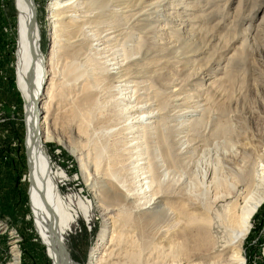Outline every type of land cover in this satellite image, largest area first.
<instances>
[{
    "label": "bare ground",
    "instance_id": "1",
    "mask_svg": "<svg viewBox=\"0 0 264 264\" xmlns=\"http://www.w3.org/2000/svg\"><path fill=\"white\" fill-rule=\"evenodd\" d=\"M12 1L20 13L5 41L23 96L29 244L39 240L54 264H78L68 233L96 213L86 264H251L244 247L264 211V134L238 132L246 137L227 154L223 129H199L208 111L203 90L221 98L228 77L226 66L216 68L204 89L209 66L194 68L205 46L195 1L45 0L47 55L36 0ZM262 33L256 59L264 67ZM132 90L154 95L145 102ZM50 144L77 162V195L62 193L58 183L69 175L54 166ZM8 230L0 221V234ZM10 233L9 264H24L22 234Z\"/></svg>",
    "mask_w": 264,
    "mask_h": 264
},
{
    "label": "rangeland",
    "instance_id": "2",
    "mask_svg": "<svg viewBox=\"0 0 264 264\" xmlns=\"http://www.w3.org/2000/svg\"><path fill=\"white\" fill-rule=\"evenodd\" d=\"M194 1L197 5H195L194 16L200 18L197 20L198 25L200 24L198 27L199 36L205 44L196 56L199 61L194 64V68L209 66V71H203L205 72L204 89L208 88V78L214 69L226 66L227 74L224 77H228L226 78L228 90L224 92L221 98L212 100V92L209 94L203 90L204 97L202 95V99L204 98V102H207L208 111L200 117L203 120H200L199 129L203 128L204 130L206 126L203 127V125L205 124L212 127L209 128L210 130L223 129L225 142L221 144L222 147L220 148L226 149L225 152L227 151L226 153L229 154L230 146L242 143L243 137H246L244 133H242V137L238 136V132L244 131L249 135L252 133L264 134V99L260 96V87H258L262 85L261 88L264 91V82H262L264 67L256 59L257 52L263 48L261 47L263 35L260 33H264V0ZM13 2L9 0L4 4L0 0V221H5L9 225V233L11 231H15L17 234L19 231L21 232L20 247L24 264H54L49 258L47 247L43 246L39 240L37 242L38 247H33L29 244L31 238H28L29 230L27 227L30 223V216L27 213V206L29 208L30 204L27 202L26 191L24 190L26 186H22L25 169L23 128H21L23 96L16 89L15 61L10 58L11 45L5 41H8L9 24L11 19L15 17L13 15L18 5ZM46 7L45 0L35 1V9L40 21L38 22L41 29L47 27L46 36L48 35L50 40ZM17 9V12H20L19 5ZM45 40L42 41L43 52L44 55H47L48 48L46 49ZM249 41L251 42L249 43ZM215 59L220 64L219 66L213 63ZM199 70L202 72L203 69ZM198 72L197 70L191 71L192 78L197 79ZM221 75L219 74V77ZM45 87L44 84V89L42 88L44 92ZM133 92L138 97H142L145 102H149L154 95V92L146 94L144 90ZM157 93L160 95L159 91ZM99 97L101 100H109V94H100ZM41 104L42 98L37 99L35 107L37 108ZM249 112L254 113V116L259 113L262 117L254 118L252 123L249 121ZM78 147L83 152H90L91 150V145L83 140L78 143ZM209 147L207 146V148ZM56 149V144H50L49 151L52 153L54 166L62 167L69 175L65 182L60 180L58 183L62 187V193L64 195H77L80 187V180L76 176L78 164L70 159L66 152L63 151L58 154ZM219 155L218 158L220 159L221 156L219 157ZM216 157L215 155L212 156L211 160ZM262 208L264 210V206ZM91 214L89 221L79 217L72 229H69L68 252L78 264L87 263L90 249L95 242L100 225L96 213ZM254 226L255 228L246 240L244 247L247 256L246 261L251 262V264H264L262 256L264 251V211L256 215ZM9 233L0 234V264L11 262L10 246L8 245Z\"/></svg>",
    "mask_w": 264,
    "mask_h": 264
},
{
    "label": "trees",
    "instance_id": "3",
    "mask_svg": "<svg viewBox=\"0 0 264 264\" xmlns=\"http://www.w3.org/2000/svg\"><path fill=\"white\" fill-rule=\"evenodd\" d=\"M13 2V1H12ZM14 3V2H13ZM16 6V5H15ZM18 11V9L16 8V11H15V13H14V15L13 16H17L20 12H17ZM13 14V13H12ZM44 24V23H43ZM47 28V27H46ZM46 28L44 29V27H43V29H42V32H41V37H40V40H41V43H42V41H43V39L45 40V44H46V49L48 48V46H49V36L47 35L46 36ZM42 45H43V43H42ZM44 46V45H43Z\"/></svg>",
    "mask_w": 264,
    "mask_h": 264
}]
</instances>
